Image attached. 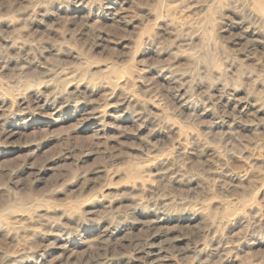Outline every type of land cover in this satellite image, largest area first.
<instances>
[{
	"label": "rangeland",
	"instance_id": "rangeland-1",
	"mask_svg": "<svg viewBox=\"0 0 264 264\" xmlns=\"http://www.w3.org/2000/svg\"><path fill=\"white\" fill-rule=\"evenodd\" d=\"M0 264H264V0H0Z\"/></svg>",
	"mask_w": 264,
	"mask_h": 264
},
{
	"label": "bare ground",
	"instance_id": "bare-ground-1",
	"mask_svg": "<svg viewBox=\"0 0 264 264\" xmlns=\"http://www.w3.org/2000/svg\"><path fill=\"white\" fill-rule=\"evenodd\" d=\"M153 256V255H152Z\"/></svg>",
	"mask_w": 264,
	"mask_h": 264
}]
</instances>
